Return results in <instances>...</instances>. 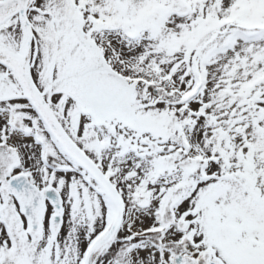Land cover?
I'll list each match as a JSON object with an SVG mask.
<instances>
[{"label":"rangeland","instance_id":"1","mask_svg":"<svg viewBox=\"0 0 264 264\" xmlns=\"http://www.w3.org/2000/svg\"><path fill=\"white\" fill-rule=\"evenodd\" d=\"M26 14L36 84L54 61L51 77L70 63L71 72L111 68L135 87L133 123L82 118L72 135L73 123L60 122L122 206L93 264H175L176 255L183 264H264V0H33ZM72 25L93 56L73 42ZM23 42L16 16L0 25L4 52L18 54ZM11 140L0 147V226H8L0 264H82L113 216L111 201L62 147L51 158ZM52 159L74 170L51 173ZM16 170L32 172L40 189L58 188L59 223L50 208L32 234L7 223L6 210L23 221L2 188Z\"/></svg>","mask_w":264,"mask_h":264},{"label":"water","instance_id":"2","mask_svg":"<svg viewBox=\"0 0 264 264\" xmlns=\"http://www.w3.org/2000/svg\"><path fill=\"white\" fill-rule=\"evenodd\" d=\"M27 2L28 0H4L0 2V24L10 16L18 14L22 24L26 27L25 52L29 51L31 33L30 23L25 12ZM70 33L75 42L88 55H93L92 45L83 38L81 31L76 26L70 28ZM0 65L13 72L29 101L35 107L54 137L93 177L113 203L114 216L112 221L108 228L91 243L85 252L83 264H92L96 256L111 239L120 223L122 210L118 195L110 182L102 175L90 159L66 137L44 108L34 88L27 62L21 65L0 57ZM80 82L85 90L82 106L95 124L100 125L105 120H111L113 118L126 123L136 120V116L129 109L130 103L134 100L133 87L114 71L109 69L90 71L82 76ZM3 189L14 197L31 228L36 230L40 227L42 217L46 210L45 198L53 208L52 221L55 223L60 222L63 213L62 200L54 188H50L42 193L24 175L16 174L4 182ZM185 260L186 258L181 255L174 257L175 264H183Z\"/></svg>","mask_w":264,"mask_h":264},{"label":"flooded vegetation","instance_id":"3","mask_svg":"<svg viewBox=\"0 0 264 264\" xmlns=\"http://www.w3.org/2000/svg\"><path fill=\"white\" fill-rule=\"evenodd\" d=\"M83 36L85 37L84 33ZM77 47L79 46L77 45ZM82 52L84 53V51ZM68 65L69 66L66 65L63 68V71H60L58 75H52L51 77L52 70H55L56 67L54 61H49L46 65V72L48 75L46 77V82H39L37 84L34 82V85L38 92V95L40 96L44 108L48 111L50 116L58 124L64 134L71 140V137H69L70 134H68L66 130L61 126L60 122H72L73 124L71 134L75 135L77 131V122L82 118H87L88 120H90L89 115L86 113L82 106V99L85 95V90L82 83L79 81V78L90 70L105 68H87L79 70L78 72H71L69 70L71 69L70 63ZM49 66L51 67L50 72L47 71V68ZM2 68L5 69L4 67ZM5 70L8 76L4 73L0 75V118L4 119L5 121L6 137H4V140L0 142V147L6 145V151L8 147L15 145V141L11 139L16 137L24 142L23 144H26L27 142L29 144V147L32 149H34V146H36L40 153L42 152L52 158L54 154V147L61 148L62 145L52 135L50 130L42 121L36 109L28 100L16 77L7 69ZM12 79H14L15 82ZM138 108L139 105L136 103L135 98L134 102L130 105V110L136 113ZM109 122L119 123L121 125L124 124L117 120L107 121L104 124ZM65 128L67 127L65 126ZM29 147L27 149H29ZM61 149H63V147ZM8 156L14 158L13 153H8ZM45 166L46 168H49L51 173L55 174H65L74 170L64 167V163L55 159H52V162H49L48 160ZM71 168H73V165H71ZM16 172L22 171L16 170ZM24 173L29 181H34L31 178L32 172L24 170ZM85 173L88 174L86 171ZM56 189L58 190V188ZM58 192L60 193L59 190ZM46 206L47 208L49 206L47 202ZM5 218L7 219L6 221L8 224H14L17 231H19V229H22L26 234H32L35 232L31 228H29L28 223L23 216V221L19 222L18 215L16 213L7 211ZM16 224H19V226H16ZM0 227L5 229L8 226L1 225ZM4 245H6L7 249H12L13 245H17V242L13 243L12 241H8Z\"/></svg>","mask_w":264,"mask_h":264},{"label":"bare ground","instance_id":"4","mask_svg":"<svg viewBox=\"0 0 264 264\" xmlns=\"http://www.w3.org/2000/svg\"><path fill=\"white\" fill-rule=\"evenodd\" d=\"M31 1L33 2V0H28L27 3H32ZM26 5H28V4H26ZM0 57H3L4 59H6L8 61L23 65V64H26L28 57H29V54H28V52L24 51L23 47H22L21 51H19V53L16 55H10V54L4 52L2 49H0Z\"/></svg>","mask_w":264,"mask_h":264}]
</instances>
